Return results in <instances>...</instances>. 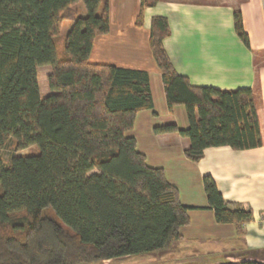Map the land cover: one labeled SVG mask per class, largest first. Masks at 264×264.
<instances>
[{"label":"trees","instance_id":"trees-1","mask_svg":"<svg viewBox=\"0 0 264 264\" xmlns=\"http://www.w3.org/2000/svg\"><path fill=\"white\" fill-rule=\"evenodd\" d=\"M158 2L140 0L137 25ZM79 3L84 14L75 9ZM101 4L0 0V264H92L168 251L190 222L191 207L180 201L178 188L163 168L148 164L129 134L137 114L154 107L148 71L89 60L95 39L110 30L109 2ZM234 26L250 47L239 11ZM150 29L168 107L184 105L189 119L186 128L170 122L155 132L189 138L185 155L195 162L209 147L263 146L259 93L192 85L165 49L169 19L153 16ZM46 65L51 92L42 96L38 68ZM7 146L36 150L5 161ZM203 183L218 223L251 220L252 211L226 200L211 175Z\"/></svg>","mask_w":264,"mask_h":264},{"label":"crops","instance_id":"crops-1","mask_svg":"<svg viewBox=\"0 0 264 264\" xmlns=\"http://www.w3.org/2000/svg\"><path fill=\"white\" fill-rule=\"evenodd\" d=\"M108 2L110 30L95 39L89 60L148 71L154 107L137 114L129 134L148 164L163 168L178 188L180 201L191 207L190 222L181 227L182 238L170 250L154 252L150 264L264 262V145L245 150L209 147L195 162L185 155L189 138L178 132L156 133L157 125L170 122L186 128L189 119L184 105L168 107L149 42L152 17L166 16L171 33L164 46L179 74L195 86L253 89L264 113V0H159L145 8L141 26L136 24L140 0ZM75 9L85 13L81 3ZM236 11L241 12L250 47L235 30ZM71 24L65 21L61 31ZM205 175L213 177L226 200L250 209L251 220L218 223L205 193Z\"/></svg>","mask_w":264,"mask_h":264},{"label":"rangeland","instance_id":"rangeland-1","mask_svg":"<svg viewBox=\"0 0 264 264\" xmlns=\"http://www.w3.org/2000/svg\"><path fill=\"white\" fill-rule=\"evenodd\" d=\"M68 25L64 28L63 32L61 31V36H60V41H59V54L62 55L64 51V41H65V35L68 32ZM49 66H40L38 68V77H39V83H40V90H41V95H46L49 93L50 89L48 86V73L50 71ZM36 150L35 146L28 147L26 149L20 150V151H15L12 147H5L4 150L2 151V157L5 161H8L10 156L12 154H28L30 152H33ZM48 214L51 216L57 218V215L55 214L54 211H49ZM62 223V222H61ZM174 244V243H173ZM157 253V252H155ZM155 253H147V254H139L135 256H126V257H119V258H114V259H109L105 260L103 262H98V263H92V264H150L149 261L152 260L151 257L155 256ZM160 259V258H158ZM159 262V261H158Z\"/></svg>","mask_w":264,"mask_h":264}]
</instances>
